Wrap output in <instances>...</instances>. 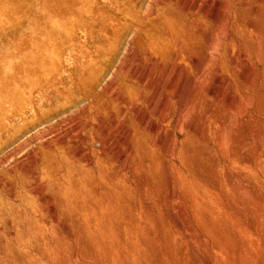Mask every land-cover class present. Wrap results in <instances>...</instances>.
I'll list each match as a JSON object with an SVG mask.
<instances>
[{
    "label": "rangeland",
    "instance_id": "rangeland-1",
    "mask_svg": "<svg viewBox=\"0 0 264 264\" xmlns=\"http://www.w3.org/2000/svg\"><path fill=\"white\" fill-rule=\"evenodd\" d=\"M172 7L166 0H0V259L1 247L9 244L21 254L28 253L34 264H57L52 243L57 218L47 180L66 185L71 173L76 183L91 178L101 210H105L101 195L119 184L129 187L138 215L147 203L148 214L157 222L151 240L167 264H264V212L250 208L246 196L242 203L234 199V187L223 180L225 150L213 135L231 86L225 87L224 98L210 102L206 131L193 143L204 175L222 183L235 207L250 215L249 226L229 216V255L191 248L194 229L175 206L179 178L163 164L168 155L161 132H154L149 119L139 121L162 102L161 93L152 94L145 85L185 77L184 108L194 113L202 108L203 88L215 73L214 64L208 62L209 43L220 40L224 23H207L201 10L189 15ZM166 15L179 18L186 36L198 40L200 52L187 56L170 33L163 35ZM136 37L164 44L168 55L176 58L165 64L162 55L139 51L133 46ZM114 80L128 82L137 95L126 101L111 96L104 86ZM132 120L136 126L129 132L156 165L162 188L156 180L148 187L137 170H128L133 160L126 152V130ZM223 120L233 129L227 115ZM252 150L253 160L243 163L242 171L247 181L258 185L264 205V144L249 129L247 157ZM202 194L207 198L208 188L203 187ZM136 230L132 226L133 233ZM22 236L35 240L34 248L41 241L46 246L21 249ZM59 238L68 240L69 230L62 229ZM21 254L13 264H18ZM67 263L93 264L79 253Z\"/></svg>",
    "mask_w": 264,
    "mask_h": 264
},
{
    "label": "bare ground",
    "instance_id": "bare-ground-1",
    "mask_svg": "<svg viewBox=\"0 0 264 264\" xmlns=\"http://www.w3.org/2000/svg\"><path fill=\"white\" fill-rule=\"evenodd\" d=\"M166 1L173 5L172 8L186 11L189 15L201 10L206 22L224 23L220 40L213 38L209 43L211 54L208 62L214 64L215 73L203 88L202 108L194 113L184 108L183 93L188 85L185 77L178 80L173 78L154 86L145 85L152 94L161 93L162 102L148 114L139 116V121L143 123L149 119L154 132L157 129L161 132L163 150L168 155V161L163 164L166 168L170 167L179 178L175 187L178 199L175 206L178 213L184 216L186 225L194 229L189 240L191 248H200L205 254L215 251L218 256L229 255L226 251L227 243L231 244L226 236V225L232 223L228 220L229 216H237L249 226L252 224L250 215L247 216L235 207V201L222 183L204 175L195 158L193 143L206 131L204 128L210 117V102L219 97L224 98L225 87L231 86L230 95L222 100L225 110L218 115L220 124L213 127L215 139L225 150L223 180L234 187V199L237 202L242 203V197L246 196L250 208L264 212L258 185L247 181L242 171L243 163L253 160L251 156L254 150L249 157L245 152L249 129H254L259 144H264V0ZM164 19L166 25H163V35L170 33L176 39L180 51L187 56L200 52L198 40L186 36L187 29L181 25L179 18L166 15ZM154 29L158 28L155 26ZM133 46L145 54L152 51L162 55L165 64L176 58L175 54L168 55L164 44H153L143 37H136ZM185 72V76L190 79L188 71ZM104 89L120 101L137 95V91L128 82L109 81ZM225 112L234 130L224 124ZM132 125L136 126L134 120L126 130V152L128 158L133 160L128 170L130 173L137 170L148 187L156 180L155 183L162 188L156 165L129 132ZM43 160L46 162L48 159L44 156ZM66 182V185H62L56 179L47 180L51 209L56 212L54 214L57 218L52 241L55 263L68 264L70 258L79 253L84 260L93 264H167L159 257L151 240V231L157 227V222L152 214H148V204H143L142 213L138 215L126 184L106 188L109 193L101 195L105 205V210H101L95 203L90 177L76 183L70 173ZM203 187L208 188L207 198L202 194ZM134 225L137 226L136 233L132 231ZM65 228L69 230L68 240L59 238L61 230ZM24 238L22 236L19 239L21 249L35 251L46 246L41 241L34 248L35 240ZM1 250L3 258L0 264H13L17 255L21 254L9 244H4ZM21 257L18 264L35 262L28 257V253L21 254ZM47 257L48 251L43 260ZM46 264L52 263L46 261Z\"/></svg>",
    "mask_w": 264,
    "mask_h": 264
}]
</instances>
